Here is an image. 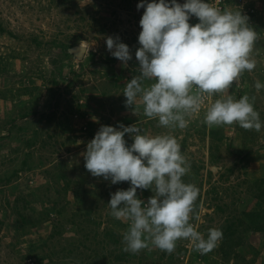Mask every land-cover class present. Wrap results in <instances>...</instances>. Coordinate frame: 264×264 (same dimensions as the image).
<instances>
[{
  "label": "rangeland",
  "instance_id": "rangeland-1",
  "mask_svg": "<svg viewBox=\"0 0 264 264\" xmlns=\"http://www.w3.org/2000/svg\"><path fill=\"white\" fill-rule=\"evenodd\" d=\"M185 2L177 0L180 4ZM138 3L140 0H0V134H4L0 136V219L4 220L0 229V264H31V259H23L31 248L35 249L32 263L35 264L48 247L60 248L74 235L66 228L42 249L41 244L54 229V217L69 215L75 206L72 189L65 197L55 190L61 186L59 173L75 180L80 178L83 185L103 194L99 201L102 219H106V212L110 210L111 194L130 187L128 181L112 184L110 179L94 177L85 168L86 145L101 126L119 130L120 124L137 123L142 132L151 135L169 131L158 127L157 120H148L142 111L135 115L131 107L125 106L124 87L139 74L134 71L139 67L135 51L140 47L139 21L145 9H138ZM225 5L233 10L238 7L259 36L252 54L257 61L255 69L246 71L229 93L237 99L244 94L255 96L254 109L264 123V88L257 92L254 87L257 80L264 84V0H228ZM197 22V17L190 16V25ZM75 34L81 36L76 42L87 44L81 60L62 56L58 46L34 41L36 36L43 41L57 39L70 43ZM109 36H118L128 45L132 59L126 66L117 58L111 59L105 42ZM112 75L123 77L115 85ZM52 79L58 81L56 86L63 93L54 119L49 123L38 122L41 111H50L47 88ZM216 98L218 95L211 97L193 114L186 129L177 128L173 132L182 154L191 164L190 173L183 179L199 189L190 223L205 238L211 228L222 231L233 215L240 217L242 210L260 209L263 205L253 196L264 192V127L259 132L238 125L207 127L202 120L208 104ZM31 107L38 113L21 117L22 112ZM211 129L218 132L210 134ZM28 137L34 139L30 147L25 143ZM127 137L131 136L125 133L124 138ZM24 158L26 164L22 167ZM6 176L10 179L5 180ZM104 189L108 191L103 193ZM137 193L145 202L153 195L151 189H137ZM57 199V205L64 206L62 214L51 211L47 216L50 204ZM102 199H108L107 203L103 205ZM23 200L27 207L23 208ZM14 205L30 211L28 215L42 214L39 217L43 221L20 226L15 222ZM122 221L126 223L124 232L129 224ZM243 228L236 230L225 246L222 235L218 246L205 254L206 259L196 257L195 253H200L193 250L191 242L181 239L176 242L172 257L165 252L161 260L158 258L164 251L150 246L155 252L147 258L148 263L160 260L162 264H246L251 260L248 264H264V260L261 261L264 233L249 231L245 234ZM234 238L243 241L236 245ZM53 258L56 260L57 256ZM41 261L52 264L48 257ZM107 264L139 263L134 258Z\"/></svg>",
  "mask_w": 264,
  "mask_h": 264
},
{
  "label": "clouds",
  "instance_id": "clouds-1",
  "mask_svg": "<svg viewBox=\"0 0 264 264\" xmlns=\"http://www.w3.org/2000/svg\"><path fill=\"white\" fill-rule=\"evenodd\" d=\"M208 0H140L137 8L145 10L139 21L140 47L135 51L139 62L134 75L123 90L125 106L133 114L157 120L158 127L169 131L151 135L142 132L137 123L130 126H101L87 143L83 153L85 168L94 177L112 184L130 182L126 190L118 189L108 202L110 215L128 222L122 234L123 251L133 254L150 245L168 254L176 242H191L193 250L207 254L222 239L219 228L208 230L207 238L190 220L199 189L186 183L191 171L189 160L173 134L186 129L190 118L211 97L202 123L207 127L238 125L259 132L264 123L254 109L255 96L244 94L237 99L230 94L232 85L247 71L255 69L253 58L258 33L248 17L225 5ZM198 23L189 24L190 16ZM106 47L125 66L132 59L128 45L119 37H106ZM264 88L259 80L254 84ZM125 133L132 137L130 146ZM137 189H151L145 202L137 197Z\"/></svg>",
  "mask_w": 264,
  "mask_h": 264
},
{
  "label": "trees",
  "instance_id": "trees-1",
  "mask_svg": "<svg viewBox=\"0 0 264 264\" xmlns=\"http://www.w3.org/2000/svg\"><path fill=\"white\" fill-rule=\"evenodd\" d=\"M199 22V21H198ZM197 22V23H198ZM0 30H2V26L0 23ZM81 36L74 35L73 40L68 43L65 40H57V39H51L49 41L40 40L36 36L34 38V41L37 44H46L51 46H58L61 50L60 54L62 56H69V54L65 51V48L67 46H70L78 40ZM112 60H115L116 58L112 55ZM110 59V60H111ZM109 61V59H108ZM134 71L137 73L138 71L134 69ZM72 74H76L75 70H71ZM123 76L116 75L113 77L111 76L113 84L119 83L118 81L122 79ZM51 86H48V94L50 98V111L49 112H40V118H38V122L43 121L49 123L51 122L56 114V105L59 104V98L62 96V91L57 87L58 81L56 79H52ZM114 85V86H115ZM67 87V86H66ZM27 90V88H25ZM72 111V108H70ZM23 114L21 117H28L30 114H36L38 113V110L34 108H29L28 110H25L22 112ZM15 117L11 118V121L13 122ZM11 123V122H10ZM217 129H211L210 134L217 133ZM36 133V130L35 132ZM4 135V134H0ZM126 141V144L128 146L131 145L133 142L132 137L130 138H124ZM34 139L33 138H26L25 143L27 146L33 145ZM29 152L26 153L28 155ZM23 166L26 164V159L23 160ZM10 176H6L5 180H9ZM59 180L61 181V186L56 187V191L58 193H62L63 197H65L69 190L72 189L73 191V200L75 203V206L72 210V212L67 216H62V218L56 216L53 219V228L50 234L48 235V240L43 242L41 244L42 249L44 247L49 246V241H53L55 236L57 237L59 234H61L64 229H70L71 232H73V236L70 239V237L67 239V241L64 242L60 246V248H53L48 247L47 251H45L41 257H39V260L36 261L35 264H43L41 260H43L44 257H48V260L52 264H107L111 261H117V260H125L129 261V259L136 258L137 263L139 264H149L147 258L151 257V255L155 252L150 247L151 250L147 249L141 250L137 254H133L131 252H125L123 251V243H122V229H124L125 222H123L120 219H110V210L106 212V219H102V216L99 212L100 209V199L102 198L103 194L99 191L93 190L92 188L83 185L80 181V178H77L76 180L74 178H69L64 173H59ZM122 184V182L118 183ZM75 185V186H74ZM147 190V189H146ZM108 189H104L103 193H106ZM137 193V197H138ZM253 198L259 199L261 202L260 209L255 210H242V215L236 216L233 215L227 223L224 224L222 227V233L224 235V241L223 245L225 246L226 242L228 241V238L235 233L236 230H239L240 227L244 226L245 234H249V231H257V232H263L264 233V192L259 191L258 193H254ZM108 200V199H107ZM107 200L102 199V202L104 201L103 205L107 203ZM23 208L27 207L25 200H23ZM58 199L53 200L50 204V208L48 211H46L47 216L51 211L55 212V214H62L63 205L58 206ZM57 205V206H56ZM14 210L17 213V217L15 219V222L18 223L20 226H26L33 223H41L43 221V218L41 219L39 215H28L27 213H30V211H24L20 210V207H17L14 205ZM27 209V208H26ZM110 209V208H109ZM32 213V212H31ZM46 220V218H44ZM125 223V224H124ZM4 224V220L0 219V229L1 226ZM243 224V225H241ZM241 225V226H240ZM69 227V228H68ZM128 228V227H127ZM126 228V230H127ZM125 231V230H124ZM230 240V239H229ZM243 240L240 239V241L233 239V243L235 242L236 245H240V243ZM151 246V245H150ZM251 246V244H249ZM230 247V246H229ZM253 248V246L251 247ZM225 251V250H224ZM227 252V250H226ZM253 253V252H252ZM226 254V253H225ZM56 255L57 258L54 260L53 256ZM165 252L161 253L159 256L162 259L164 257ZM202 256L204 259H206L205 254H197L195 253V256ZM238 255V254H237ZM35 256V249L31 248L24 256L23 259L28 258L31 259L32 263H34L33 258ZM169 257H172V254L167 255ZM30 260V261H31ZM147 260V261H146ZM159 261H153L152 264H162ZM264 260V258L261 259V261ZM134 261V260H132ZM246 262V264L250 263Z\"/></svg>",
  "mask_w": 264,
  "mask_h": 264
},
{
  "label": "water",
  "instance_id": "water-1",
  "mask_svg": "<svg viewBox=\"0 0 264 264\" xmlns=\"http://www.w3.org/2000/svg\"><path fill=\"white\" fill-rule=\"evenodd\" d=\"M87 46L81 44L80 41L67 46L65 51L71 56L72 59L81 60L86 53Z\"/></svg>",
  "mask_w": 264,
  "mask_h": 264
},
{
  "label": "built area",
  "instance_id": "built-area-1",
  "mask_svg": "<svg viewBox=\"0 0 264 264\" xmlns=\"http://www.w3.org/2000/svg\"><path fill=\"white\" fill-rule=\"evenodd\" d=\"M228 0H221L220 2V7L222 8L224 6V4L227 2ZM209 2H211L212 4H215V0H210Z\"/></svg>",
  "mask_w": 264,
  "mask_h": 264
},
{
  "label": "bare ground",
  "instance_id": "bare-ground-1",
  "mask_svg": "<svg viewBox=\"0 0 264 264\" xmlns=\"http://www.w3.org/2000/svg\"><path fill=\"white\" fill-rule=\"evenodd\" d=\"M81 43V42H80ZM81 44H84L85 46H87V44L86 43H81Z\"/></svg>",
  "mask_w": 264,
  "mask_h": 264
}]
</instances>
